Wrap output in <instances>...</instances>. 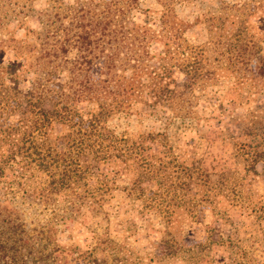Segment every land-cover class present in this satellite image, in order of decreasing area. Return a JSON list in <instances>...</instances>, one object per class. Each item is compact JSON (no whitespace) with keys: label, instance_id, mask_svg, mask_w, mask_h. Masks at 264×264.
I'll list each match as a JSON object with an SVG mask.
<instances>
[{"label":"rangeland","instance_id":"rangeland-1","mask_svg":"<svg viewBox=\"0 0 264 264\" xmlns=\"http://www.w3.org/2000/svg\"><path fill=\"white\" fill-rule=\"evenodd\" d=\"M114 1L0 0V34L22 39L25 27L43 32L46 25L55 31L77 8L128 10L156 33L163 18L176 22L179 36L167 38L170 62L193 63L207 80L191 96L193 116L173 117L161 106L150 113L138 104L115 115L110 129L143 148L127 163L101 165L116 169H109L107 190L94 180L78 184L71 199L43 202L15 186L0 195L21 212L28 238L47 256L42 264H264V177L249 160L257 135L236 128L232 136L229 127L233 119L264 116V89L247 79L239 84L222 56L245 40L264 53V0ZM162 49L155 44L153 53ZM0 62L24 71L11 52ZM31 81L25 73L23 94ZM89 186L99 189L95 196L84 193Z\"/></svg>","mask_w":264,"mask_h":264},{"label":"trees","instance_id":"trees-1","mask_svg":"<svg viewBox=\"0 0 264 264\" xmlns=\"http://www.w3.org/2000/svg\"><path fill=\"white\" fill-rule=\"evenodd\" d=\"M161 24L163 30L156 33L147 22L131 19L128 10L115 13L108 7L92 13L77 8L70 21L60 19L55 31L46 25L43 32L25 27L22 39L11 32L0 34V60L11 52L24 66L21 72L0 62L2 192L15 186L44 202L58 195L79 196L74 188L94 180L107 190L109 169H116L105 172L101 165H111L114 159L127 163L134 150L143 148L110 129L115 115L129 114L138 104L150 113L161 106L173 117L193 116L191 96L207 80L193 63L178 58L170 62L167 38L179 36L181 29L166 18ZM155 44L163 46L157 55ZM253 45L238 41L225 47L222 56L239 84L247 79L264 89V53H255ZM25 73L32 81L23 94ZM229 127L232 136L236 128L256 132V151L249 160L253 172L264 177V116L233 119ZM140 184L135 181L134 187ZM98 190L89 186L84 193L95 196ZM5 198V193L0 195V264L44 263L47 256L28 238L21 212Z\"/></svg>","mask_w":264,"mask_h":264}]
</instances>
